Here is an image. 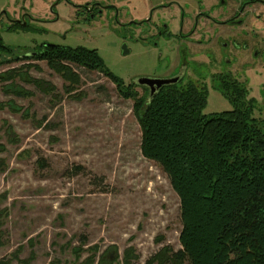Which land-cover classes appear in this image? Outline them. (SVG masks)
Returning <instances> with one entry per match:
<instances>
[{
	"label": "rangeland",
	"instance_id": "obj_1",
	"mask_svg": "<svg viewBox=\"0 0 264 264\" xmlns=\"http://www.w3.org/2000/svg\"><path fill=\"white\" fill-rule=\"evenodd\" d=\"M68 1L0 0V37L13 50L2 60L41 43L95 48L106 68L125 83L179 75L183 82L205 84L202 113L230 109L210 83L213 74L230 72L255 99L253 115L264 119L261 3L246 4L234 16L228 10L243 0H173L162 8L156 6L171 0ZM88 1L102 6L89 20L79 7ZM209 11L215 20L228 13L244 22L223 24L198 16ZM21 16L26 30L7 29L9 19ZM132 20L144 21L128 23ZM193 26V42L156 32H186ZM225 36L231 48L219 46L222 39L229 44ZM25 62L36 66L27 73L48 81L54 91L44 94L16 77L15 83L30 92L16 96L6 93L0 81V260L80 264L91 252L88 247L97 246L96 258L113 245L117 258L112 264H123L127 248L134 256L129 264H142L163 245L179 248V200L159 165L139 151L132 100L119 96L107 77L74 65L79 81L69 93L44 61L7 60L0 73L26 69L21 67ZM132 88L142 92L138 85Z\"/></svg>",
	"mask_w": 264,
	"mask_h": 264
},
{
	"label": "trees",
	"instance_id": "obj_2",
	"mask_svg": "<svg viewBox=\"0 0 264 264\" xmlns=\"http://www.w3.org/2000/svg\"><path fill=\"white\" fill-rule=\"evenodd\" d=\"M14 27L16 24L8 29ZM12 51L0 38V64L44 61L65 82L66 93L79 81L74 65L107 77L119 96L132 100L140 129L139 151L166 174L179 200L181 223L180 247L163 245L142 264H264V119L253 115L256 101L247 96L244 82L229 73L213 74L211 87L228 101L230 109L202 113L207 94L203 83L180 78L149 96L145 87L138 93L132 88L135 83H125L109 71L94 48L47 45L2 60V55L11 56ZM22 65L26 69L0 73L6 93L30 95L15 83L16 77L44 94L54 91L48 81L27 73L34 64ZM10 104L12 108L13 102ZM3 150L0 145V153ZM3 167L0 157V169ZM96 248L88 247L91 252L80 264L116 260L115 246L105 247L95 258ZM130 251L124 250L123 264L134 257ZM0 264L11 263L0 260Z\"/></svg>",
	"mask_w": 264,
	"mask_h": 264
},
{
	"label": "flooded vegetation",
	"instance_id": "obj_3",
	"mask_svg": "<svg viewBox=\"0 0 264 264\" xmlns=\"http://www.w3.org/2000/svg\"><path fill=\"white\" fill-rule=\"evenodd\" d=\"M67 3H70L68 0H65ZM221 2H224V0H220ZM89 3V4H88ZM172 3H175V1L171 0L170 2L168 3H163V4H159L158 6L156 7H159V8H162V7H166V6H169L171 5ZM249 3H261L263 5V8H264V0H243L242 2L238 3L237 6H236V9H234L233 11L231 10H228V13L230 12L231 13H234V16L237 14V12H240L242 14V11H243V8L245 7L246 4H249ZM74 7H78V5H73ZM82 10V14L83 13H86L85 15V18H87L89 20V18H94L95 14L96 13H99L100 10L99 8L102 7L98 2L96 1H88V2H85L83 4H81L79 6ZM112 7V6H110ZM155 7V8H156ZM154 8L151 9V11L153 10ZM6 12V11H3V13ZM7 13V12H6ZM224 14V15H221V18L220 20H215V18L213 16L210 15V11L209 12H201L198 14V16H203L205 17L206 19L212 21V22H218V23H223V24H226V23H229V24H237L239 25L240 22H244L243 18L240 17L239 19H236L234 20V16L232 17H229L230 14ZM7 17H9L8 13H7ZM259 18V14L257 16ZM264 18V15L262 16ZM180 21H182L183 19V13L180 12ZM11 22H10V25L7 26V29L10 27V26H14L16 24V27L17 28H21V29H24L26 30L27 29V24H26V20L21 16L20 19L18 18H15L14 19H9ZM147 20H149V17L147 18ZM144 20H132V21H129L128 23H132V24H139L141 22H143ZM242 25V24H241ZM240 26V25H239ZM16 27H14L13 29H15ZM23 27V28H22ZM162 27V26H161ZM262 29V28H261ZM158 35H163L165 36L167 39H170L171 37H177L178 39H181V43H183L184 41H192V36L194 35L195 33V26H193L192 28H190L189 30H187L186 32H184L182 30V28H180V30L177 32V33H174L168 29H162L161 30H157L156 31ZM245 33V31H244ZM1 38V37H0ZM224 38H226L228 41H229V44L227 43L226 40H221L218 42L219 46L220 47H230L231 48V45H232V42H231V39L229 36H225ZM2 40V39H1ZM193 42V41H192ZM198 43H202V41H199ZM204 44V43H203ZM252 41L250 40V50H252ZM6 45V44H5ZM40 46L37 47L36 50H41L44 46H47V45H59V46H69V47H75V46H81V45H74V46H70V45H61V44H51V43H41L39 44ZM205 46V44H204ZM10 47V46H9ZM81 47H84V46H81ZM264 47V45L262 46ZM261 47V48H262ZM87 48V47H85ZM238 48V44H236V47L235 49ZM89 49V48H88ZM95 49V48H94ZM125 49V48H124ZM36 50H29V51H26L25 53L23 54H31L33 51H36ZM96 50V49H95ZM234 50V49H233ZM254 50V49H253ZM262 50V49H260ZM22 55V54H21ZM254 55H255V52H254ZM223 73H229L231 76H233L230 72H223ZM216 74V73H215ZM172 77H177V80L181 78V76H172ZM234 77V76H233ZM156 78V77H155ZM159 78H162V77H159ZM167 78H170V77H167ZM237 79V78H236ZM176 80V81H177ZM238 80V79H237ZM175 81V82H176ZM241 81V80H239ZM130 82H133L135 83V80L134 81H130ZM243 82V81H242ZM129 83V82H127ZM136 84V83H135ZM138 85V84H136ZM246 85V84H245ZM140 88H142L141 86L145 87L144 85H138ZM146 88V92L148 94V88Z\"/></svg>",
	"mask_w": 264,
	"mask_h": 264
},
{
	"label": "water",
	"instance_id": "obj_4",
	"mask_svg": "<svg viewBox=\"0 0 264 264\" xmlns=\"http://www.w3.org/2000/svg\"><path fill=\"white\" fill-rule=\"evenodd\" d=\"M122 54L126 52L124 45L121 48ZM177 80V77L170 78H147V77H138L135 79V83L138 85H144L148 88V95L151 96L160 86L165 84L174 83Z\"/></svg>",
	"mask_w": 264,
	"mask_h": 264
}]
</instances>
